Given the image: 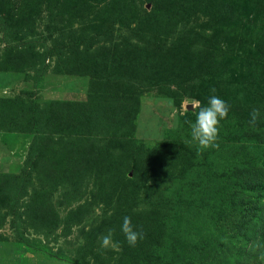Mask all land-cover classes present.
Here are the masks:
<instances>
[{
    "label": "rangeland",
    "instance_id": "1",
    "mask_svg": "<svg viewBox=\"0 0 264 264\" xmlns=\"http://www.w3.org/2000/svg\"><path fill=\"white\" fill-rule=\"evenodd\" d=\"M0 264H264V0H0Z\"/></svg>",
    "mask_w": 264,
    "mask_h": 264
},
{
    "label": "clouds",
    "instance_id": "2",
    "mask_svg": "<svg viewBox=\"0 0 264 264\" xmlns=\"http://www.w3.org/2000/svg\"><path fill=\"white\" fill-rule=\"evenodd\" d=\"M215 92V89L212 90ZM199 101H193L190 105L195 108ZM230 105L226 100L218 95L212 94L206 98V103L199 107L195 112V119L190 124L189 143L200 148L216 147L218 138L219 123L229 113ZM259 112L253 110L250 114L249 124H255ZM120 231L124 234L125 240L129 246L135 247L138 240L143 238V234L135 230L132 226L131 219L128 216L122 218ZM111 231L102 237V245L109 246L111 242Z\"/></svg>",
    "mask_w": 264,
    "mask_h": 264
}]
</instances>
